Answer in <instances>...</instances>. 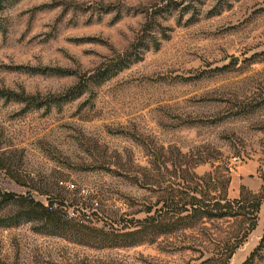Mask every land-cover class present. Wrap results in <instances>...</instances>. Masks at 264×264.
<instances>
[{"label": "rangeland", "instance_id": "374dc122", "mask_svg": "<svg viewBox=\"0 0 264 264\" xmlns=\"http://www.w3.org/2000/svg\"><path fill=\"white\" fill-rule=\"evenodd\" d=\"M4 19L0 90L17 99L0 100V187L46 206L62 196L87 222L74 236L0 226V264H208L245 229L235 219L136 247L101 241L164 205L179 151L183 171L209 162L200 177L219 169L222 181L229 167L231 200L263 192L264 0H18ZM21 209L0 205V222ZM259 218L229 264L254 253L264 264V203Z\"/></svg>", "mask_w": 264, "mask_h": 264}, {"label": "trees", "instance_id": "16d2710c", "mask_svg": "<svg viewBox=\"0 0 264 264\" xmlns=\"http://www.w3.org/2000/svg\"><path fill=\"white\" fill-rule=\"evenodd\" d=\"M17 1L0 0V36H6L8 33L4 12L8 6ZM2 99H17V95L13 92L0 90V100ZM29 99L35 101L37 98L30 97ZM19 101L27 100L20 99ZM189 157L179 151L178 158L173 166L175 171H167L170 179H166L162 174V180L164 179V181L160 183H170L169 190L173 191L164 199V205L160 209L147 211L150 216L141 223L140 230L131 231L119 238H108V240L103 238L101 241L104 243L108 241L111 247H136L145 243H156L159 237L165 233L172 234L179 230L202 228L213 221L241 219V223L246 225L245 229L233 235L225 243L223 251L218 250V253L206 261L208 264H229L235 252L259 226V217L264 203V190L256 195L248 193L244 189L239 199L231 200L228 195L231 169L228 167L225 170L226 174L223 175L224 179L222 181L218 176L219 171L217 170L219 169L200 177L196 174V169L209 162L204 158L192 160L191 170H181L182 161L180 159ZM192 159L194 158L192 157ZM163 165L167 167L169 162H165ZM181 171L185 174L184 178L179 177ZM173 179H181L182 182H173ZM173 187H177V189L174 190ZM204 188H207L208 191ZM217 191L221 194L212 196V193ZM12 203L20 204L22 209L17 214H10L8 222H0V226L16 227L24 221L38 222L44 223V229L52 235L74 236L78 235L75 229L84 227L87 222L86 215L82 213L78 204L72 202L70 206H66V200L62 196L51 200L49 205L46 206L34 200L28 201L24 197L4 193L0 187V205H10ZM72 207H75L74 217L68 220L65 209L68 210ZM262 242H264V239ZM255 254L245 264H251Z\"/></svg>", "mask_w": 264, "mask_h": 264}, {"label": "built area", "instance_id": "2783aa9c", "mask_svg": "<svg viewBox=\"0 0 264 264\" xmlns=\"http://www.w3.org/2000/svg\"><path fill=\"white\" fill-rule=\"evenodd\" d=\"M70 189H75V185H69L68 186Z\"/></svg>", "mask_w": 264, "mask_h": 264}, {"label": "water", "instance_id": "95a60500", "mask_svg": "<svg viewBox=\"0 0 264 264\" xmlns=\"http://www.w3.org/2000/svg\"><path fill=\"white\" fill-rule=\"evenodd\" d=\"M235 61H238V59H235Z\"/></svg>", "mask_w": 264, "mask_h": 264}]
</instances>
